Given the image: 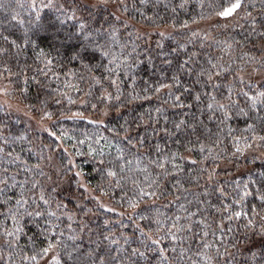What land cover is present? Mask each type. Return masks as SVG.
I'll use <instances>...</instances> for the list:
<instances>
[{
  "label": "snow or ice",
  "instance_id": "snow-or-ice-1",
  "mask_svg": "<svg viewBox=\"0 0 264 264\" xmlns=\"http://www.w3.org/2000/svg\"><path fill=\"white\" fill-rule=\"evenodd\" d=\"M192 3L0 0V264H264V0Z\"/></svg>",
  "mask_w": 264,
  "mask_h": 264
},
{
  "label": "trees",
  "instance_id": "trees-1",
  "mask_svg": "<svg viewBox=\"0 0 264 264\" xmlns=\"http://www.w3.org/2000/svg\"><path fill=\"white\" fill-rule=\"evenodd\" d=\"M193 10L198 11V9H195V0H193V3L190 5L188 15L194 14ZM161 11H163L162 7H161ZM181 15L183 17L185 14L182 13ZM148 106H149L148 103L144 102V107H148ZM72 110L75 111L76 108H73ZM86 115H87V113H86ZM61 125L66 130H68L70 135H76V136L80 135L81 130L87 129L88 131H92L94 129V126L88 125L87 121H83V120H76V121L62 120L58 123L57 128H59ZM23 126H24L23 124L20 125L21 128H23ZM41 136L46 141L51 139L50 137H47L45 134H41ZM25 158H27V157L25 156ZM32 162H34V158H33ZM78 162H82L80 158H78ZM82 167L85 170L91 171V164H82ZM241 171H244V169L241 168ZM244 178H246V177H241V179H244ZM93 183H95V181H93ZM26 231L30 235L32 231H35V229L33 228L32 225L29 224L28 227L26 228ZM26 242H27L26 237L21 240L22 244H25Z\"/></svg>",
  "mask_w": 264,
  "mask_h": 264
}]
</instances>
